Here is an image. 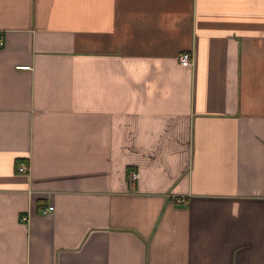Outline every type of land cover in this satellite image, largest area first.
Wrapping results in <instances>:
<instances>
[{"label":"crops","instance_id":"crops-1","mask_svg":"<svg viewBox=\"0 0 264 264\" xmlns=\"http://www.w3.org/2000/svg\"><path fill=\"white\" fill-rule=\"evenodd\" d=\"M0 264H264V0H0Z\"/></svg>","mask_w":264,"mask_h":264},{"label":"built area","instance_id":"built-area-1","mask_svg":"<svg viewBox=\"0 0 264 264\" xmlns=\"http://www.w3.org/2000/svg\"><path fill=\"white\" fill-rule=\"evenodd\" d=\"M178 60L181 64H189L191 62V54L189 52H182L179 54L178 56ZM27 168V166L24 163H20V165H18L17 169L18 171H25ZM136 174L134 172H130L129 178L131 180H133L135 178ZM52 206H48L47 209H43V212H45L46 210H51ZM21 220H25V216L21 215Z\"/></svg>","mask_w":264,"mask_h":264}]
</instances>
